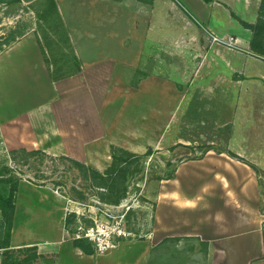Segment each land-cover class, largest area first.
Returning <instances> with one entry per match:
<instances>
[{
    "label": "rangeland",
    "instance_id": "1",
    "mask_svg": "<svg viewBox=\"0 0 264 264\" xmlns=\"http://www.w3.org/2000/svg\"><path fill=\"white\" fill-rule=\"evenodd\" d=\"M43 1L0 0V128L3 126L0 164L7 160L10 150L23 146L43 148L53 156L74 155L76 151L78 160L103 172L111 161L110 150L91 149L96 145L74 142L70 135L62 142L54 137L44 138V141L43 137H37L35 142L30 127H24L21 120L13 122L37 109L51 95L52 85L42 62L38 38L46 32L59 44L60 48H55V55L51 57L58 60L57 64H62L69 52L60 39V29H55L57 21L52 19L44 24L37 18ZM56 1L70 38L73 19L84 21H80L81 30L95 29L105 35L107 25L119 23L124 11L120 7L122 0ZM159 5L160 19L155 25L147 11L143 20L148 28L145 37L159 53L149 58L154 60L151 68L160 78L159 87L147 88L156 92L150 97L154 103L151 109L143 112L146 134L141 139L145 147L137 154L145 153L148 147L152 149L145 163L143 180L131 184L120 206L113 207L101 204L96 197L83 203L72 201L64 196L63 191L67 189L49 182L40 187L36 173L21 168L11 231L16 245L72 241L73 232L75 236L92 227L94 240L107 245L103 249L96 248L93 256L97 264H210L207 245L196 238H164L155 245L146 238L151 229L158 177H165L181 159L204 155L205 150L211 148L215 153H233L254 165L260 172L264 194V78L243 77L233 69V63H242V52L222 46L212 48L204 35H200L201 39L193 36L194 29L191 30L192 26L180 15H174L164 3ZM261 14L264 16V8ZM111 31V37L119 40L123 30ZM204 40L207 43L203 45ZM220 45L230 46L228 43ZM123 111L126 116L132 113L125 105ZM56 163L46 160L37 168L48 174ZM57 166L59 170L52 176L55 180H59L57 176L63 168L62 164ZM68 173L66 188L73 182V173ZM79 182L75 180V184ZM130 206L131 213L125 216ZM67 213L75 214L74 222L68 227L64 225ZM44 251L37 248L40 254Z\"/></svg>",
    "mask_w": 264,
    "mask_h": 264
},
{
    "label": "crops",
    "instance_id": "2",
    "mask_svg": "<svg viewBox=\"0 0 264 264\" xmlns=\"http://www.w3.org/2000/svg\"><path fill=\"white\" fill-rule=\"evenodd\" d=\"M150 1L151 4L122 0L120 7L124 11L120 22L108 24L105 35L95 29L81 30V20L73 19L70 40L81 70L58 81H52L46 72L52 85L50 97L13 122L21 120L24 127H30L33 141L37 137H43V141L54 137L62 142L70 135L74 142L96 145L91 149L109 151L114 145L141 153L145 147L141 137L146 134L143 112L151 109L154 103L150 97L156 92L147 88L160 85V78L151 68L154 60L149 58L159 53L145 37L148 28L143 20L147 11L152 25L159 21V3L190 24L195 38L200 35L207 38L206 30L225 40L232 38L230 46L212 44V48L222 46L242 52V63H233V69L245 78L258 75L264 78V58L257 59L250 51L252 33L242 25L257 21L261 0ZM118 28L123 31L119 40H115L111 29ZM124 105L131 114L126 116ZM65 156L78 160L79 153ZM153 200L151 229L146 237L153 245L164 238H196L207 245L210 264H264V213L259 210L256 174L246 163L225 152L209 150L200 159L177 164L173 178L158 182ZM10 246L43 248V254L57 255L56 264H97L96 256L85 255L72 241L16 245L12 236Z\"/></svg>",
    "mask_w": 264,
    "mask_h": 264
},
{
    "label": "trees",
    "instance_id": "3",
    "mask_svg": "<svg viewBox=\"0 0 264 264\" xmlns=\"http://www.w3.org/2000/svg\"><path fill=\"white\" fill-rule=\"evenodd\" d=\"M14 1L20 2L21 0ZM139 1L151 4L150 0ZM203 1L208 3L212 0ZM43 2V9L37 14V18L44 24H48L52 19L57 21L55 29H60V39L69 51L66 54L67 59H65L62 64H57V59H51V57L55 55V48L59 49L60 46L59 44L57 45L54 38H50L48 34H46L44 31L46 28H44L43 33H45L43 37L38 38L37 44L50 79L52 81H58L78 73L81 70V64L75 55L69 34L59 13L56 0H44ZM263 8L264 0H261L259 17L254 24L242 22V25L252 33L249 42L250 51L255 56L261 58H264V16L261 14ZM209 150H211V148L205 150V153ZM151 153L152 149L149 147L145 153L137 154L117 146H111V163L103 172H101L74 158L65 155L53 156L42 149L28 150L21 147L10 150L8 152L7 160L0 164V264H56L57 255L54 253L40 254L37 252L35 246L20 248H12L10 246L11 231L15 216L16 194L19 182L21 181V168L25 167L29 171L33 170L36 173L35 178H38L37 181L39 183L37 182V185L40 187L45 186L43 185L44 182H49L55 187H63L67 189L63 191L65 193L64 196L72 201L83 203L91 197H96L97 201L103 205L117 207L120 206L121 202L127 197L129 186L131 184H137L143 180L145 163ZM227 154L232 158L246 163L254 170L257 176L260 196L259 210L261 213H264V194L262 192L263 181L260 179L261 176L259 170H257L254 165L245 162L239 156L230 152H227ZM202 156L203 154L189 159H181L179 163L200 159ZM46 160L57 162L54 167L49 170L50 172L48 174L37 168ZM58 164H62L63 168L57 176L59 180H55L52 176L59 170L57 166ZM167 165L171 166L170 162H168ZM176 165L168 171L165 177H158V180L161 181L173 178ZM70 171L73 173V182L69 188H66V182L69 178L68 172ZM262 173L264 175V171H262ZM29 180L34 181V179L30 178ZM75 180H79L80 184H75ZM131 209L132 206L126 208L125 216L126 214L131 213ZM74 220L75 214L67 213L64 225L68 227L74 222ZM74 233L75 232L72 233L73 246L78 248L85 255H94L96 253L95 244L81 235L80 237H77L79 233L74 236ZM262 235L264 237V222L262 224Z\"/></svg>",
    "mask_w": 264,
    "mask_h": 264
},
{
    "label": "built area",
    "instance_id": "4",
    "mask_svg": "<svg viewBox=\"0 0 264 264\" xmlns=\"http://www.w3.org/2000/svg\"><path fill=\"white\" fill-rule=\"evenodd\" d=\"M206 35H207V38H208L210 44H223V43L224 44L225 43L231 44L232 43V38H229L228 40H225L224 38L218 37L217 35H215L213 32H211L209 30H206ZM93 230L94 229L91 227L90 229L85 230L86 231L85 233L77 235V237H80V235H81L83 237L88 238L89 240H91L95 244V247L98 248V249L105 248L107 245L102 246L101 244L97 243L94 240L93 235H92V231Z\"/></svg>",
    "mask_w": 264,
    "mask_h": 264
},
{
    "label": "water",
    "instance_id": "5",
    "mask_svg": "<svg viewBox=\"0 0 264 264\" xmlns=\"http://www.w3.org/2000/svg\"><path fill=\"white\" fill-rule=\"evenodd\" d=\"M205 43H207V42H205Z\"/></svg>",
    "mask_w": 264,
    "mask_h": 264
},
{
    "label": "bare ground",
    "instance_id": "6",
    "mask_svg": "<svg viewBox=\"0 0 264 264\" xmlns=\"http://www.w3.org/2000/svg\"><path fill=\"white\" fill-rule=\"evenodd\" d=\"M22 198V197H21Z\"/></svg>",
    "mask_w": 264,
    "mask_h": 264
}]
</instances>
